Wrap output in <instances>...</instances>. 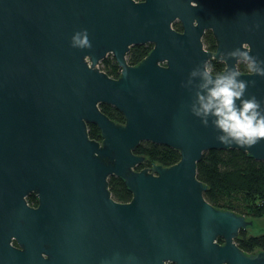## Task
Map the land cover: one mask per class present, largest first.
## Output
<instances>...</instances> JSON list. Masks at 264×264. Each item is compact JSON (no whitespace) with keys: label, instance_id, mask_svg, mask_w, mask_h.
<instances>
[{"label":"water","instance_id":"obj_1","mask_svg":"<svg viewBox=\"0 0 264 264\" xmlns=\"http://www.w3.org/2000/svg\"><path fill=\"white\" fill-rule=\"evenodd\" d=\"M205 29L214 51L203 47ZM80 30L91 48L71 47ZM146 43L149 52L129 64L130 47ZM246 45L264 61V0H0V264H264V250L233 242L252 220L208 202L196 171L208 149L264 160V140L219 143L191 114L193 92L182 86L210 58L224 63L220 72L238 70L221 53ZM107 54L117 77L98 66ZM240 73L254 81L245 97L264 101V77ZM144 140L179 159L137 169L146 157L133 149ZM110 175L123 180L128 201L112 197ZM29 191L35 208L23 198Z\"/></svg>","mask_w":264,"mask_h":264},{"label":"trees","instance_id":"obj_2","mask_svg":"<svg viewBox=\"0 0 264 264\" xmlns=\"http://www.w3.org/2000/svg\"><path fill=\"white\" fill-rule=\"evenodd\" d=\"M175 29H180L178 22L173 23ZM203 44L207 49H214V42L210 33L203 36ZM150 43L138 44L130 47L126 54L129 64L139 62L151 49ZM210 64L214 72L223 68L221 61L211 59ZM238 70L248 71L246 64L238 63ZM100 68L108 75L116 77L119 66L111 55L101 61ZM100 109L111 119L122 122L123 115L113 106L100 103ZM88 135L100 139V132L96 125H87ZM134 153L141 154L146 160L137 168L149 166L152 163L169 165L179 159V152L167 145L156 144L151 141H141L134 149ZM197 178L207 185L204 197L213 206L229 209L248 217H264V160L255 159L239 149H208L203 151L201 159L196 165ZM112 197L117 201H127L131 197L130 191L122 179L114 175L108 178ZM237 240L240 247L245 250H264V233L247 236L240 233Z\"/></svg>","mask_w":264,"mask_h":264},{"label":"clouds","instance_id":"obj_3","mask_svg":"<svg viewBox=\"0 0 264 264\" xmlns=\"http://www.w3.org/2000/svg\"><path fill=\"white\" fill-rule=\"evenodd\" d=\"M70 44L76 49L91 48L87 30L75 32ZM250 53L246 45L243 49L221 53V59L225 63L229 59L244 63L251 74L264 77V61ZM251 83L254 81L241 79L236 68L214 72L213 65L204 61L190 70L182 86L193 92L191 114L204 127L211 125L217 131L215 138L219 143L251 147L264 140V101L254 95L245 97Z\"/></svg>","mask_w":264,"mask_h":264},{"label":"flooded vegetation","instance_id":"obj_4","mask_svg":"<svg viewBox=\"0 0 264 264\" xmlns=\"http://www.w3.org/2000/svg\"><path fill=\"white\" fill-rule=\"evenodd\" d=\"M175 22H178V21H174L173 23H175ZM173 23H172V26H173ZM179 23V22H178ZM179 25H180V23H179ZM177 30H181V25H180V29H177ZM210 33V35L212 36V39H213V42H214V49H207V48H205V46H204V44H203V47L205 48V49H207V50H210V51H214L215 50V48H216V42H215V39H214V36H213V34H212V32H211V30L210 29H205L204 30V33H203V35H202V37H201V40H202V43H203V36L206 34V33ZM133 46V45H132ZM108 55H111V54H107L103 59H105ZM112 56V55H111ZM113 57V56H112ZM103 59H101L100 61H102ZM211 59H214V60H216L215 58H210L209 60H208V62L211 60ZM99 61V62H100ZM216 61H221V60H216ZM222 62V61H221ZM223 63V62H222ZM238 63L239 62H237V65H238ZM118 65V64H117ZM223 65H224V63H223ZM223 68H224V66H223ZM222 68V69H223ZM237 68H238V66H237ZM101 69V68H100ZM221 69V70H222ZM220 70V71H221ZM104 71V70H103ZM119 71H120V67H119ZM246 72H248V71H246ZM117 77V76H116ZM150 166V165H149ZM137 169H139V168H137ZM117 177V176H116ZM109 178V177H108ZM108 178H107V180H108ZM120 178V177H119ZM121 179V178H120ZM123 181V180H122ZM108 183H109V181H108ZM125 185V184H124ZM108 187H109V184H108ZM111 192V191H110ZM112 195V194H111ZM23 198H24V200H25V202H26V205L27 206H29V207H32V208H35V207H37V205H38V197H37V195H36V193L34 192V191H29V192H27L24 196H23ZM131 198V197H130ZM128 201V200H127ZM120 202H125V201H120ZM244 215V214H243ZM245 216V215H244ZM246 217V219H249V220H252V224L251 225H247L246 227H244V228H239L238 229V232H237V235L236 236H234L233 237V242L235 243V245L239 248V249H241L242 251H244L245 253H251V252H255V251H257V250H260V249H251V250H245V249H243L242 247H240L239 246V244H238V242H237V240L239 239V237L241 236V232H245L246 233V235L247 236H249V235H255V234H259V233H261V232H263L264 233V225H259V223H258V219H260L261 217H248V216H245ZM255 229L257 230V231H255ZM216 243H218V244H223L224 243V238L223 237H220V236H218V237H216V239L214 240ZM11 244L12 245H14V246H17V247H19V245H18V243L15 241V239L12 237L11 238ZM139 264H141V263H139ZM164 264H176L174 261H172V260H165L164 261Z\"/></svg>","mask_w":264,"mask_h":264},{"label":"rangeland","instance_id":"obj_5","mask_svg":"<svg viewBox=\"0 0 264 264\" xmlns=\"http://www.w3.org/2000/svg\"><path fill=\"white\" fill-rule=\"evenodd\" d=\"M101 65V61L98 63V66H100ZM259 221H258V223H259V225H264V217H261L260 219H258ZM255 231H257L256 229H255Z\"/></svg>","mask_w":264,"mask_h":264}]
</instances>
